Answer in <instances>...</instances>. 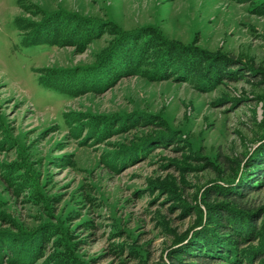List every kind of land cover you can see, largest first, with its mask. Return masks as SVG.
I'll use <instances>...</instances> for the list:
<instances>
[{
  "label": "rangeland",
  "instance_id": "374dc122",
  "mask_svg": "<svg viewBox=\"0 0 264 264\" xmlns=\"http://www.w3.org/2000/svg\"><path fill=\"white\" fill-rule=\"evenodd\" d=\"M56 14L106 30L82 49L21 46ZM111 29L148 30L153 51L178 43L182 72L84 80L72 95L43 86L50 69L95 67ZM263 117L264 0H0V264H195L187 254L234 238L237 261L216 264H264ZM213 190L247 213L225 224L219 200L201 219Z\"/></svg>",
  "mask_w": 264,
  "mask_h": 264
},
{
  "label": "trees",
  "instance_id": "16d2710c",
  "mask_svg": "<svg viewBox=\"0 0 264 264\" xmlns=\"http://www.w3.org/2000/svg\"><path fill=\"white\" fill-rule=\"evenodd\" d=\"M73 17L74 16H72V18H68L56 14L49 16L45 22L39 24L30 23L26 26V29L30 30L29 33L21 34V46H54L58 44V42L62 39H75L78 40V42L76 41L75 43H77L78 45L81 44L79 47L80 49H82L85 47V44H83V39L91 40L95 33L104 32L106 30L105 25H102L99 21H95L90 18H84L81 19V21L74 22V20H76V17H74V19ZM15 26L19 29V31L25 30V28L23 30L21 21L19 19L15 20ZM111 30L115 33L117 38L111 44L107 52L103 53L99 57L100 59L98 60L95 67L75 69L74 71L50 69L51 72H49L50 74L47 79L44 80V78L40 77V81L43 86L45 88L55 89L61 93L72 95L78 93V90H84V80H87V83H93L92 85H96L95 88L99 90L97 86L104 82V80L113 82L115 79H117V77L119 78L121 75L127 76L135 73H141L149 79H159L166 78L168 74L171 73L177 75L178 73L182 72L180 71V69H178L179 67H176L175 64L172 63V61L175 60V58L172 57L174 55L173 51L178 49L180 46L178 45V43L163 39L162 37L163 41L160 40L161 43H157V45H155L156 48L153 51V47L149 43L152 39V36L149 34L148 30L143 31V33H141L137 40L134 39L140 34V32L136 34V32H123L120 29ZM149 36H151V38ZM72 41L74 42V40H71L69 43H71ZM125 52H127L128 54L127 58H125ZM168 55L171 59V62L169 61L167 63L166 56ZM116 57L122 58L120 62L116 59ZM123 59L126 60L123 61ZM180 60L181 59L179 58L178 61ZM47 71H42V73ZM74 73H83V76H78ZM69 77H71V80L77 79V85L73 88L74 90H71V88L69 90V87L65 86L68 81H70L68 80ZM262 132L263 135L262 137H260V140L264 138V117ZM262 154L264 156V153ZM259 169L263 171L258 172V175H262L263 177L264 165L258 168V170ZM252 184L253 183L250 182L251 186L254 185ZM246 189V186L237 188V191L246 192L241 194V197H244L249 193ZM238 195V193L224 191L221 193L214 190L208 192L205 196L201 197L202 202L200 206H197V215L202 219L208 216L209 213L215 208H219L220 206H222L220 207L218 213L221 215L219 221H223L226 224V214H229L230 211H232V213L236 215L247 213L243 211L246 208L241 204L242 201ZM219 200H223L225 202V205H220L217 207V203L215 202H218ZM201 206H203L204 208L202 209ZM260 219L262 220V223L264 225V215ZM256 224L257 223H254L255 226ZM219 232H222L223 234L230 233V231L224 226L219 227ZM233 241H236L235 244H239V238L237 240L234 238ZM233 244L234 243H232L231 241L229 247L226 245L230 249H224L226 248V246L222 244L214 245L212 248H208L209 250H206L204 256L193 255L191 256V258L190 255L187 254V258L185 259L195 264H216L222 260H225L227 263H234L237 261V258H239V255L238 250H235L232 246ZM261 258L259 259L261 260ZM171 260L172 264L180 263L179 259L177 258Z\"/></svg>",
  "mask_w": 264,
  "mask_h": 264
}]
</instances>
